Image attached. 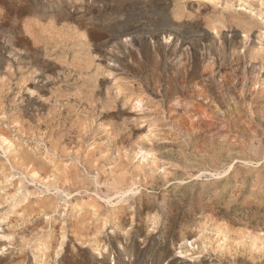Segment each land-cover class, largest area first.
Segmentation results:
<instances>
[{
  "label": "rangeland",
  "instance_id": "obj_1",
  "mask_svg": "<svg viewBox=\"0 0 264 264\" xmlns=\"http://www.w3.org/2000/svg\"><path fill=\"white\" fill-rule=\"evenodd\" d=\"M0 264H264V0H0Z\"/></svg>",
  "mask_w": 264,
  "mask_h": 264
},
{
  "label": "bare ground",
  "instance_id": "obj_2",
  "mask_svg": "<svg viewBox=\"0 0 264 264\" xmlns=\"http://www.w3.org/2000/svg\"><path fill=\"white\" fill-rule=\"evenodd\" d=\"M176 31H177V30H176ZM235 146H236V145H235ZM233 153H234V152H233ZM248 162H249V161H248ZM210 173H211V172H210ZM211 174H212V173H211ZM119 180H121V179H119ZM117 181H118V180H117ZM122 181H123V180H122ZM119 182L121 183V181H119ZM126 183H127V182H126ZM133 186H134V185H133ZM128 187H129V186H128ZM132 188H133V187H132ZM145 188H146V187H145ZM133 189H134V188H133ZM122 190H123V189H122ZM134 190H135V189H134ZM128 191H129V190H128ZM131 191H132V189H131ZM122 192H123V191H122ZM126 192H127V191H124L123 193L126 194ZM119 194H120V193H119ZM117 195H118V194H117ZM117 195H116V196H117ZM118 198H119V197H118ZM163 200H165V199H163ZM117 201H118V200H117Z\"/></svg>",
  "mask_w": 264,
  "mask_h": 264
}]
</instances>
